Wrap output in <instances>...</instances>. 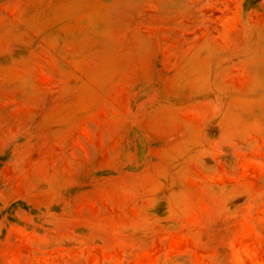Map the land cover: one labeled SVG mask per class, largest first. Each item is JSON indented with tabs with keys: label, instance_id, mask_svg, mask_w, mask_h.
<instances>
[{
	"label": "rangeland",
	"instance_id": "rangeland-1",
	"mask_svg": "<svg viewBox=\"0 0 264 264\" xmlns=\"http://www.w3.org/2000/svg\"><path fill=\"white\" fill-rule=\"evenodd\" d=\"M0 264H264V0H0Z\"/></svg>",
	"mask_w": 264,
	"mask_h": 264
}]
</instances>
